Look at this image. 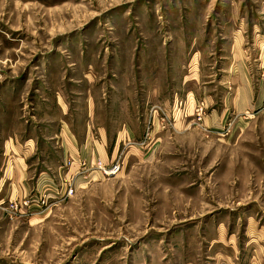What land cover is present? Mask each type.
Listing matches in <instances>:
<instances>
[{
  "label": "rangeland",
  "instance_id": "1",
  "mask_svg": "<svg viewBox=\"0 0 264 264\" xmlns=\"http://www.w3.org/2000/svg\"><path fill=\"white\" fill-rule=\"evenodd\" d=\"M263 43L264 0H0V138L138 128L31 214L8 200L0 264H264V100L213 111Z\"/></svg>",
  "mask_w": 264,
  "mask_h": 264
},
{
  "label": "crops",
  "instance_id": "2",
  "mask_svg": "<svg viewBox=\"0 0 264 264\" xmlns=\"http://www.w3.org/2000/svg\"><path fill=\"white\" fill-rule=\"evenodd\" d=\"M263 48L252 63L248 62L244 54V46L232 48L233 59L227 67L226 93L220 109L214 106V117L218 110H221L219 119L229 114H233L232 117L236 116L235 118L242 115L261 116L258 108L264 100V79L260 77L264 75ZM62 127L61 133L55 131L47 137L29 134L25 137L3 135L0 138V209L8 200L33 196L43 188L50 192L51 198L63 196L67 183L76 178L81 162L98 158L108 163L126 137L138 136V128L132 124L124 125L123 131L116 134L105 126H99L98 137L91 126L84 131H72L69 126ZM109 140L116 143L110 149L111 154L106 148ZM80 181L83 182L81 176L77 183Z\"/></svg>",
  "mask_w": 264,
  "mask_h": 264
},
{
  "label": "built area",
  "instance_id": "3",
  "mask_svg": "<svg viewBox=\"0 0 264 264\" xmlns=\"http://www.w3.org/2000/svg\"><path fill=\"white\" fill-rule=\"evenodd\" d=\"M201 113H203V107L199 109L198 115L200 116ZM99 166H100V168L103 170V172L105 174H115L120 169V165L119 164L114 165L109 170H106L103 164H99ZM72 193H73V189L72 188H68V190L66 191L65 195H70ZM32 201H33L32 199H28V200L24 199V200L15 201V202L11 201L7 205L6 210H8L9 213L12 216H24V215L31 214L32 213V208H31ZM37 201L39 202L40 200H37ZM41 203L44 204L45 202L41 201Z\"/></svg>",
  "mask_w": 264,
  "mask_h": 264
}]
</instances>
